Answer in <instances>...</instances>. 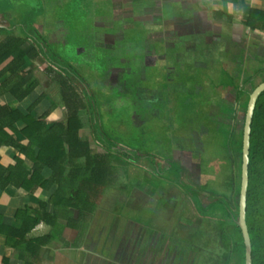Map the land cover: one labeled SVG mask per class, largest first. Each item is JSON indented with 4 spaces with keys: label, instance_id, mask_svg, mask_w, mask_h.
Here are the masks:
<instances>
[{
    "label": "rangeland",
    "instance_id": "obj_1",
    "mask_svg": "<svg viewBox=\"0 0 264 264\" xmlns=\"http://www.w3.org/2000/svg\"><path fill=\"white\" fill-rule=\"evenodd\" d=\"M31 1L8 0L6 3L13 8L12 16L10 15L8 22L11 23L16 20L27 23L38 20L39 15H45L50 19L54 20L57 17L58 20H65V23H69V29L61 31L62 36L59 37L58 41H53V45L48 46L47 50L52 53L50 55L54 57V61L57 60L56 63L68 69V76L74 71L78 74L79 79H81L79 85L84 94H87L85 95L86 100L90 97L89 95L92 96L95 107L90 105L88 109H82L79 114L82 122L80 134L82 132L86 135L94 152L109 151L121 157L114 161L119 166L116 177L113 179L116 184L113 186V183L109 187L98 190L95 198L97 206L100 207L102 198L110 196L112 191H116L113 188L120 186L119 184L127 186L121 190L122 193L132 190L131 197L133 198L135 194L137 195V188L132 187V180L136 176V172L140 171L147 175H153L155 171L162 172L163 170L160 171L161 167L177 165L173 160V157L176 156L175 159L179 160V165L183 169L185 168V171L179 172V174L171 171L167 175L174 182V191H178L179 194L182 193L180 196L182 202L180 200L181 203L176 206L172 205L173 207L171 205L166 206L165 211L168 213L170 210V213L175 214L172 224L183 229L181 230L183 235L198 231L195 236H200L199 243L202 247L200 251L204 255H213L217 259V264H223V257L219 255H222L221 252H228L229 248H225L216 236L221 227L219 224L222 221L221 216H223L224 211L223 203L217 202L211 208L201 209L200 206V208L197 206L198 199L186 188L196 190L203 198L202 204L205 205L211 199L209 198L210 195L217 198L221 196L226 200L228 191H230L229 174L231 173V177H236L234 165L239 158L234 155L236 163L230 168L233 149L224 142V139L228 137V125H225L226 127L223 125L222 129L221 124L217 122L222 110L227 109H224L226 103L221 98L222 88L220 87V83L227 81V74L222 73L220 76L216 74L218 75L216 76V72L208 66L201 70L196 69V64L201 59L211 56L216 61L214 65L219 67L218 62L222 65V59L215 54V52L218 53L221 45L219 43L212 47L210 45L207 52L204 51L202 56H200V51L195 49L192 52L182 50L178 43L162 48L156 46L154 50H147L142 46L139 38H135L137 37L135 31L124 29L125 38L116 39L114 45L108 46L109 44L102 43L99 46H92L91 43L90 45L87 44L89 31L85 30L84 27L81 29L82 25L85 24L83 16L86 14V12L80 13V9L84 6L83 2L80 6L79 3L76 4L79 0H75V5L73 4L74 0H71L73 3H70V10L63 15L64 20H62L61 14L49 12L50 8L48 7L51 5L48 2L42 3L40 0H33V4ZM42 11L44 14L40 13ZM25 25L27 26V24ZM135 25L141 24L136 23ZM29 27L28 24L29 35H38V29ZM130 37L135 38L134 42L130 40ZM251 39L257 41L255 35ZM31 40H28V43L34 45ZM160 52L167 53L166 61L154 56ZM174 57L177 59L179 68L174 65V68L180 73L179 80L165 78L164 80L162 79L161 63L165 64L167 61L170 63L171 59H175ZM195 58L200 60L191 63V61H195ZM153 64H155L154 69L157 68L155 71L152 69ZM143 65H145V69ZM26 67L27 69L32 67V72H36L38 78L47 83L45 86L51 91L54 90L49 94L57 97L58 84L55 79L58 75H65L57 66L48 64L45 58L40 57L35 61L31 60ZM103 67L105 70L102 75ZM48 69L51 71L47 72ZM48 73L51 74L50 77L47 76ZM70 76L74 77V75ZM164 76L168 77L167 73ZM217 77L220 78L217 80ZM158 79L164 80L167 84L164 85V88L169 91L166 98L162 96V103L151 101L149 103L137 99V94H134L137 89L135 86L137 81H144V86L146 85L147 88L157 93L158 88L156 87L158 85L154 81ZM238 81L243 83L241 79ZM255 82H259V78ZM83 84L85 85L83 86ZM167 100L170 101V105L167 104ZM91 114L94 116L92 117ZM65 116L64 114L62 118ZM93 119L94 121L97 120V127L102 133L101 135H104L105 141L112 142V145L105 143V141L102 143L95 140ZM49 125L51 126L53 123L49 122ZM125 151H129L133 155L130 154L129 157H126L123 155ZM175 152L176 155L173 156ZM135 153L148 155L159 169L154 170L153 163L148 158L139 160ZM179 181L183 182L186 187L180 185ZM200 186L207 190L206 193L199 191ZM216 192L217 195H212ZM46 193L48 194L49 190ZM153 197L156 198L154 195ZM230 201H233L234 204L238 202V188L232 193L230 191ZM195 206L203 216L199 214ZM69 211L66 210L65 213L62 209L59 211L61 213L58 219L61 224L58 227L59 237L57 236L46 247L39 249L40 260L35 264H44L49 261H51L50 264H54V262L57 264L58 258H70L74 255L75 248L82 246L85 233L84 224H79L76 229L62 224L68 215L76 216V211L72 209ZM182 213L187 214V220L176 221V216ZM222 227L227 232L230 246L237 238V231L229 228L226 223ZM48 230V226L41 224L32 231V235L36 236ZM229 256L232 257L230 254Z\"/></svg>",
    "mask_w": 264,
    "mask_h": 264
},
{
    "label": "trees",
    "instance_id": "obj_2",
    "mask_svg": "<svg viewBox=\"0 0 264 264\" xmlns=\"http://www.w3.org/2000/svg\"><path fill=\"white\" fill-rule=\"evenodd\" d=\"M255 12L257 11L251 9L250 18L245 24L254 26L250 19ZM29 39H32L34 45L28 47ZM47 48V43L39 33L32 36L29 35L28 29H22L20 34H14L6 27L0 26V77L6 72L9 73L0 82V94L8 92L20 101L34 88L37 78L32 72V67L27 70L20 69L26 57L34 60L42 56L48 64L57 66L65 74L56 78L60 83L61 96L67 108L64 122H56L50 127H45L40 119L31 115L32 107L23 113L8 104H0V146H12L30 162V168H25L19 155L14 157L12 164L4 165L0 162V189L12 186L34 193L44 188L48 182L54 185L50 196L45 200L39 199L36 207L24 206L17 209L15 216L20 219L18 225L5 223L0 215V236L8 247L18 250V258L23 264H35L39 258V249L57 238L60 233L58 227L61 224L58 219L61 209L64 213L66 210L70 212V209L76 211V216L68 215L62 224L72 229L78 228L79 222L90 214L98 190L110 184L115 177L116 154L109 151L94 152L87 137L80 135L79 132L82 126L80 110L89 108L90 105L94 108V102L86 100V94L83 97L77 91L76 87L81 80L78 74L74 71L70 73L74 77L68 76V69L56 63L57 60L54 61V57L50 55L52 53ZM246 101L247 98L243 105H240L237 127L232 128L231 124L227 128L228 137L224 140L233 149V156L239 158L236 163V177L233 179L229 174L231 193L239 188L242 122ZM19 122L22 123L21 127L17 125ZM96 123L97 120L93 122L96 136L105 141ZM15 133L23 135L27 139L26 144L18 142L13 136ZM249 142L246 222L251 241L252 264H264V90L258 95L255 103ZM105 143L113 144L110 141ZM45 170L49 173H45ZM230 191L226 200L219 196L213 204L209 202L202 205L206 209L217 202L223 203L224 211L219 224L221 227L216 236L222 245L229 249L228 252H221L222 255L219 256L223 257V264H243L244 243L236 223L238 204L230 201ZM202 205L198 201L197 206ZM39 223L48 225L49 230L33 236L31 231ZM224 223L237 231V238L230 246L227 232L222 227ZM2 262L7 264V257H3Z\"/></svg>",
    "mask_w": 264,
    "mask_h": 264
},
{
    "label": "crops",
    "instance_id": "obj_3",
    "mask_svg": "<svg viewBox=\"0 0 264 264\" xmlns=\"http://www.w3.org/2000/svg\"><path fill=\"white\" fill-rule=\"evenodd\" d=\"M7 1L0 0V26L6 27L14 34H20V30L28 29L29 24L30 27L32 26V28L38 29V33L48 46H52V42L58 41L59 37L62 36L61 31L69 29L70 27L69 23L64 22L63 15L69 12L70 6L73 3L71 0H40L42 3L48 2L51 5V7H48L50 8L49 12L61 14V19L64 21L58 20L57 17L53 20L45 15H39L38 20H32L27 23L14 20L11 22L12 24L8 21L13 8L10 4H7ZM81 2H83L84 6L80 9V13L86 12L83 16L85 18V24L82 25L81 29L84 27L85 30L89 31L87 36V40L89 41L87 43L88 45L90 43L92 46H99L102 43L109 44L108 46L114 45L116 39L125 38L123 34L124 29L135 31L137 36L135 38H139L140 43L147 50H154L156 46L162 48L178 43L182 50L192 52L195 49L196 51H200V56H202L204 51L207 52L210 45L212 47L219 43L221 46L218 49V53L215 52V54L222 59L223 64L220 65V62L217 61L219 67L214 65L216 61L211 56L201 59L196 64V69L201 70L208 66L216 72L215 75L227 74V81L220 83V87L222 88L221 98L226 103L224 109H227H225L222 115L220 114L218 116L219 119L217 122L221 124L222 129L223 125H228L229 127L233 124L232 118H230L228 113L231 108L235 111L236 107L234 96L231 95L233 90H231L229 85L232 82L233 84L241 85L240 81L236 80V76L238 75H240L238 77L247 79L254 76L253 69L248 72V77H244L242 73H238L244 70V64L239 66L236 63V60L239 59L240 61V53L244 54L243 58L247 57L248 53L251 52H249L248 48L253 46L262 48V53L264 54V0H79L76 4L79 3L81 6ZM32 3L34 4V2ZM73 4L75 5V0ZM251 9L257 11L253 13V17L250 19L251 24L254 25L253 27L245 24V21L250 18ZM40 13L44 14L43 11ZM177 15L182 19H178L176 17ZM136 23L141 25L136 26ZM254 35L257 37V41L251 39ZM135 38L130 37V40L134 42ZM127 39H129L128 36ZM27 45L30 44L28 43ZM256 48L252 49L256 50ZM154 56L166 61L167 53L160 52ZM40 57L44 59L42 56ZM40 57L36 58V60L40 59ZM174 58V60L171 59L170 63L168 61L165 64L161 63L163 70L162 79L179 80L180 73L174 68V65H177V59L176 57ZM198 60L200 59L195 58V61L193 60L191 63H195ZM30 62L31 59L26 57L20 69L27 70L26 66ZM51 65L54 66L53 64ZM154 66L155 64H153L152 69H154ZM105 67L102 68V75L104 74ZM176 67L178 68V65ZM143 68L145 69V65H143ZM155 70H157L156 67ZM49 73L47 76L50 77L51 74ZM166 73L168 77L164 76ZM34 74L37 78V83L24 99L18 101L10 93L5 92L0 94V104H8L23 113L29 107H32L30 110L31 115L40 119L45 127H50L49 122L53 124L60 121L64 122L67 117V108L61 96L60 83L55 79L58 84V89L57 97H53L49 93L54 90L51 91V89H48L45 86L47 83L45 81L42 82L36 72ZM8 75L9 73L6 72L0 77V82ZM219 78L217 77V80ZM164 80L158 79L154 81L158 85L156 87L158 88L157 93L147 88L146 85L144 86V81H137L138 83L135 84L137 89L134 94H137V99L142 101L162 103V96L166 98L169 95V91H166L164 88V85H167ZM76 89L84 97L85 94L81 86L77 85ZM89 96L88 100L93 101L92 96ZM166 102L169 105L171 104L168 100ZM64 114L66 116L62 118ZM91 116L93 117L92 114ZM17 125L21 127L22 123L19 122ZM80 135L86 136L82 132ZM13 136L21 144H26L27 139L23 135L15 133ZM95 140L98 142L103 141L96 135ZM16 155H19L23 159L25 168H30L29 160L24 158L23 154H18L17 149L7 145L0 146V162L2 164L8 165L14 163V157ZM45 173H49V171L45 170ZM53 188L54 185L48 182L44 188L38 189L34 193H29L12 186H6L4 189H0V215L2 216V220L10 225H18L20 219L15 216L17 209H21L24 206L36 207L39 199H47L53 191ZM47 190H49L48 194L46 193ZM178 195L179 200H181L180 196H182V193L180 192ZM181 202L176 201L175 204L177 205ZM41 224L44 223L37 224L35 228H38ZM48 244L41 248L46 247ZM3 257H7V264H23V261L18 258V250L8 247L4 243L2 236H0V264H3ZM39 260L38 258L35 262H39ZM50 262H45L44 264H50ZM54 264L56 263L54 262Z\"/></svg>",
    "mask_w": 264,
    "mask_h": 264
},
{
    "label": "flooded vegetation",
    "instance_id": "obj_4",
    "mask_svg": "<svg viewBox=\"0 0 264 264\" xmlns=\"http://www.w3.org/2000/svg\"><path fill=\"white\" fill-rule=\"evenodd\" d=\"M176 17L182 19L178 15ZM252 48L256 47L251 46L248 48L249 52H251L248 53L247 57L243 58L244 54L240 53V61L238 59L236 63L239 66L244 64V70L243 72H238L239 74L242 73L244 77H248V72L253 69L254 76L247 79L238 77L240 76L238 75L236 76V80H244L243 83L238 85L232 82L229 85L231 90H233L231 95L234 96L236 105L235 111L231 108L228 113L230 118H232V128L237 125L240 105H243V101L247 98L246 95L249 94L253 84L258 83L255 80L257 78H259V81L264 79V54L262 53V48H256V50ZM223 113L224 110L220 114L222 115ZM130 154L133 155L129 151L123 152V155L126 157H129ZM135 154L139 160L148 158L153 163V159L149 158L148 155ZM175 155L176 152L173 156ZM116 156L117 159L121 158L117 154ZM175 157H173V160L177 165L165 167L166 170L164 167H161L160 171L163 170L162 172L155 171L153 175H147L140 171L136 172V176L132 180V187L137 188V195L135 194L134 196L136 198L131 197L132 190L122 193L121 190L127 186L119 184L120 186L113 188L116 191H112L110 196L102 198L100 207L95 203V199L90 214L79 222V224H84L86 229H84L82 246L76 247L74 255L70 258H58L57 264H217V259L213 255H204L200 251L202 248L199 243L200 236H195V233L197 234L198 231H195L193 234L187 235L186 233L183 235L181 232L183 229L172 224L175 214L173 212L170 213V210L168 213L165 211L166 206H176L175 202L180 201L178 191H174V182L167 175L171 171H174L176 174L185 171V168L183 169L179 165V160L175 159ZM234 163L236 162L233 156L230 168ZM114 165V176L116 177L119 166L115 162ZM153 166L154 170L159 169L155 163H153ZM234 166L236 169V165ZM232 178L234 179V176ZM113 181L110 184L114 183V186L116 181ZM179 183L183 187H186L183 182L179 181ZM110 184L103 187H109L111 186ZM186 188L196 196L202 205L203 198L201 195L196 190L194 191V189ZM196 189L198 190V188ZM199 191H205L206 193L207 190L201 187ZM208 192L211 191L208 190ZM217 194V192L213 193V195ZM209 198L212 199L209 202L214 203L219 197L210 196ZM211 206L209 207L211 208ZM201 208L203 209V206ZM164 211L165 213H163ZM198 212L203 216L199 210ZM176 217V221L178 222L187 220V214L185 213ZM213 242L215 243V240Z\"/></svg>",
    "mask_w": 264,
    "mask_h": 264
},
{
    "label": "water",
    "instance_id": "obj_5",
    "mask_svg": "<svg viewBox=\"0 0 264 264\" xmlns=\"http://www.w3.org/2000/svg\"><path fill=\"white\" fill-rule=\"evenodd\" d=\"M264 90V79L259 81L249 91L245 105V113L242 122L241 137V161L238 188V217L236 223L240 228L244 243V262L243 264H252L251 259V241L246 222V193L248 186V162H249V136L251 129V120L258 95Z\"/></svg>",
    "mask_w": 264,
    "mask_h": 264
}]
</instances>
